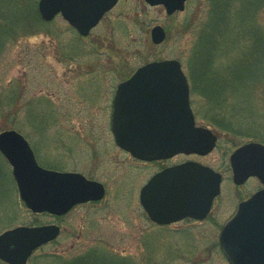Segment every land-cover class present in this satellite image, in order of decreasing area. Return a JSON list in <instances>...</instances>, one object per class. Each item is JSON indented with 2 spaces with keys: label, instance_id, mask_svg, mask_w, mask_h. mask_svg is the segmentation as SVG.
<instances>
[{
  "label": "rangeland",
  "instance_id": "374dc122",
  "mask_svg": "<svg viewBox=\"0 0 264 264\" xmlns=\"http://www.w3.org/2000/svg\"><path fill=\"white\" fill-rule=\"evenodd\" d=\"M0 1L9 23H23L0 54V99L6 104L0 107V133L21 132L42 166L79 172L106 188L102 200L78 205L61 217L31 213L16 185L7 189L8 197L0 199V233L22 225L61 227L59 237L35 251L27 264H230L220 248L222 224L241 199L263 187L257 180L237 187L229 164L238 146L264 144V7L252 9L254 0L246 10L242 0H217L215 10L214 0H189L184 11L168 16L162 6L120 0L82 37L61 15L42 20L39 0ZM156 25L167 33L160 45L151 39ZM207 30L220 35L212 70L222 75L228 90L226 81L235 82L226 80L225 69L240 59L256 64L261 53L259 70L234 72L246 83L241 92L236 97L234 89L228 93L242 130L255 138L230 136L210 125L207 98L191 92L198 124L217 133L219 142L206 158H190L225 171L223 192L206 220L163 227L144 211L141 188L163 167L190 158L134 159L115 143L112 102L118 84L153 61L179 60L192 86L194 53Z\"/></svg>",
  "mask_w": 264,
  "mask_h": 264
},
{
  "label": "water",
  "instance_id": "95a60500",
  "mask_svg": "<svg viewBox=\"0 0 264 264\" xmlns=\"http://www.w3.org/2000/svg\"><path fill=\"white\" fill-rule=\"evenodd\" d=\"M118 0H39L44 21L57 14L83 36H88ZM163 5L169 15L185 9L187 0H145ZM154 44L163 43L165 29L151 31ZM112 129L116 142L137 158L154 161L179 153L206 155L217 137L197 127L190 104L188 79L178 60L149 63L122 82L113 102ZM0 152L13 167L21 199L35 213L63 215L76 204L101 200L104 186L79 173H62L39 166L27 140L11 129L0 133ZM233 178L242 184L250 176L264 183V145L251 142L231 156ZM221 175L196 162L167 168L142 188L141 204L153 221L167 225L191 216L203 219L220 193ZM57 225L18 226L0 234V260L27 264L33 252L56 239ZM220 244L230 264H264V189L239 205L220 233Z\"/></svg>",
  "mask_w": 264,
  "mask_h": 264
},
{
  "label": "trees",
  "instance_id": "16d2710c",
  "mask_svg": "<svg viewBox=\"0 0 264 264\" xmlns=\"http://www.w3.org/2000/svg\"><path fill=\"white\" fill-rule=\"evenodd\" d=\"M219 1V0H218ZM215 2V10L217 3ZM239 1V0H237ZM254 0H242V4L245 6L246 10L248 5L252 6V2ZM255 5L253 8L259 9L260 7H264V0H255ZM1 4V1H0ZM256 11V10H255ZM8 11H4L2 7L0 8V54L2 50L7 46L8 40L12 38L15 33V29H17L20 25H22V21L13 20L10 23L8 22ZM12 15L9 12V16ZM215 21V20H214ZM212 24V22H211ZM220 35L217 33H212L211 31H206L203 36L200 38L199 47L195 50L194 59L192 61L193 68L190 70V78L192 82V92L199 93L207 98L208 107L205 112L209 115L207 116V122L216 127L217 129L227 132L230 136L242 137V138H255L254 135H246L241 128V119L238 118V114L236 112V108L234 107V103L232 100V96H229L230 89H234V97L239 94L241 84H246L244 81H240L239 76L234 74L238 69H242L243 67L252 70L256 67V70H259L261 62V53L258 50V57L256 58V64L252 60L243 61V59L234 61L229 65L228 68L225 69L226 80H234L233 84H230L231 81L228 82V89L226 87L225 82H223L222 75L216 72H213L216 52L214 50V46L218 44ZM264 51L263 49H261ZM200 56H202L200 58ZM260 58V59H258ZM197 66V68H196ZM200 66H204V70L200 68ZM213 69V70H212ZM223 74V73H222ZM220 82V83H219ZM2 99V98H1ZM0 99V107L1 105L6 106L4 102H1ZM3 100V99H2ZM241 123V124H240ZM15 185L13 180L11 171L9 169V164L6 159L0 153V199L4 200V197L9 195L7 193V189L11 191V186ZM84 262V261H80ZM85 263V262H84ZM70 264V263H69Z\"/></svg>",
  "mask_w": 264,
  "mask_h": 264
},
{
  "label": "flooded vegetation",
  "instance_id": "af4514ba",
  "mask_svg": "<svg viewBox=\"0 0 264 264\" xmlns=\"http://www.w3.org/2000/svg\"><path fill=\"white\" fill-rule=\"evenodd\" d=\"M218 142H219V136L217 135V145H216V148H217V146H218ZM216 148H215V149H216ZM215 149H214V150H215ZM214 150H213V151H214ZM211 153H212V152H211ZM211 153H210V154H211ZM208 155H209V154H208ZM208 155H206V156H202V155H198V154H193V155H190V156L177 155V156H175L174 158L179 157V156H185V157H189V158H190V157H196V158H200V159H202V158H206ZM230 157H231V155H230ZM133 158H134V157H133ZM174 158H173V159H174ZM134 159H136V158H134ZM136 160H138V159H136ZM138 161H141V160H138ZM187 161H197V162H200L199 160H195V159H191V158H190V159H185V160L180 161V162H177V163H173V164H171V165H167V166L163 167L162 169L167 168V167H170V166H174V165H179V164H182V163L187 162ZM200 163L204 164L202 161H201ZM204 165H207V166L213 168L214 170H216L217 172H219V173L221 174V176H222L221 194H222V192H223V183H224V180H225V171H223L222 169H221V170H220V169H219V170H218V169H215L214 167H212L211 165H208V164H204ZM229 168H230V171H231V174H232L231 161H230V164H229ZM162 169H161V170H162ZM231 178H232V182H233V176H232ZM250 180H257V181H258V179H257L256 177H250V178L247 180V182H246L245 184H243V185H239V186L236 185V186H237V187H242V186H244V185H247V183H248ZM233 183H234V182H233ZM262 188H263V187H262ZM262 188H257L253 193L257 192L258 190H260V189H262ZM253 193H252V194H253ZM221 194H220L218 197H216V198L214 199L210 214H211L212 211L214 210V208H215V204H216V201H217L218 198L221 196ZM252 194H251V195H252ZM251 195L247 196L246 198L241 199V200L238 202L237 207H236L234 213H233V214H232V215L226 220V222H227L228 220H230V219L234 216V214L237 212V209H238L239 204H240L242 201L248 199ZM210 214H209V215H210ZM185 220H193V221H197V220H195V219H193V218H186ZM226 222H224V223L222 224L221 229L223 228V226H224V224H225Z\"/></svg>",
  "mask_w": 264,
  "mask_h": 264
},
{
  "label": "bare ground",
  "instance_id": "6f19581e",
  "mask_svg": "<svg viewBox=\"0 0 264 264\" xmlns=\"http://www.w3.org/2000/svg\"><path fill=\"white\" fill-rule=\"evenodd\" d=\"M105 15H107V13H106ZM105 15H104V16H105ZM104 16H103V17H104ZM102 19H103V18H102ZM102 19H101V20H102ZM100 22H101V21H100Z\"/></svg>",
  "mask_w": 264,
  "mask_h": 264
}]
</instances>
